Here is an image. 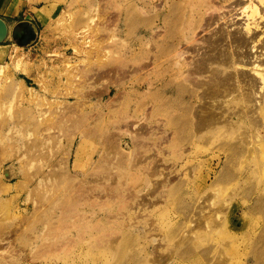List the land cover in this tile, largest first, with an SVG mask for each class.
Returning a JSON list of instances; mask_svg holds the SVG:
<instances>
[{
  "label": "rangeland",
  "instance_id": "374dc122",
  "mask_svg": "<svg viewBox=\"0 0 264 264\" xmlns=\"http://www.w3.org/2000/svg\"><path fill=\"white\" fill-rule=\"evenodd\" d=\"M29 1L16 20L34 17L39 39L29 48L7 40L0 64L13 69L0 76V173L13 188L10 214L22 219V264H264L263 138L239 119L231 132L196 133L197 105L161 101L158 90L159 77L190 86L185 63L204 52L208 18L234 0ZM16 55L30 75L14 71ZM16 80L36 100L17 98ZM235 95L228 108L245 104Z\"/></svg>",
  "mask_w": 264,
  "mask_h": 264
},
{
  "label": "bare ground",
  "instance_id": "6f19581e",
  "mask_svg": "<svg viewBox=\"0 0 264 264\" xmlns=\"http://www.w3.org/2000/svg\"><path fill=\"white\" fill-rule=\"evenodd\" d=\"M226 1L223 0V2H226ZM6 2L7 0H0V11L1 12L5 9ZM228 7H229L228 11L218 12V15L216 13L217 11L216 9H218L219 7L218 8L216 7V9L214 8L215 11L213 10V12L215 14L212 12L211 13L212 17L210 16L211 18L210 17L208 18L211 20V23L209 22L208 19L205 22L206 24H207V21L208 23H210V25L207 28L208 29L207 32H210L211 34L209 35L210 37L208 39L204 38V40L202 41L204 42L203 44H205V45L203 44L201 45V46H204L203 48L204 52H201L202 54L199 53L200 55H197L198 54L197 53L195 55L196 58L193 57V60L191 59V61L186 59L187 62L189 61L188 63H185L186 66L188 67V69L186 70V74H187L186 81L190 83V86L187 85V87L184 86L185 88L180 89L179 87H176L177 84H175L176 86L172 84V82H175V81L171 80L172 82L170 81V82L165 83V80L167 77L166 78L164 77L165 80H161V77H159V80L161 81L158 87V90L160 91L159 98L161 101H164L168 95L172 94L170 97L174 96V97H177V99L186 100L191 105L196 104L197 106L195 107V111H193V115L195 117L194 119H196V123L194 126L195 128L193 129L196 131V133H201V132L203 133V131L214 129L216 127H222L226 129V131L229 132L230 130L233 131V128L235 129L236 124L239 123L238 121L235 122V119L244 120L245 122L249 121L250 122L249 127L250 128L251 126L253 127L251 129H252V133L255 134L254 137L255 136L259 137L255 139L263 138L262 141L260 140L261 142H258L257 140L255 142H257L258 145L261 146L262 149H264V135L261 131L262 128L264 129V117H262L264 114V0H234L232 5ZM219 9H221V7ZM225 10H227V7L225 8ZM236 10L237 12H235ZM41 13H37V14L39 18L42 19L44 14H41ZM213 26H218V27L213 28ZM204 29L206 28L203 27V30ZM186 42L188 43V41ZM199 45L198 47H200ZM187 46L189 47L190 45H187ZM193 47L195 46L192 45V48ZM192 48L189 49L186 47V49H189V50L196 49V48H193V49ZM203 49L200 48L199 50H203ZM189 50H185V53L188 52ZM197 50L198 48L196 49V51ZM96 51L97 52H94V53H96V55L97 53L99 54L100 50L98 49ZM182 54H184V52ZM182 54H179V55L176 54V55L181 56ZM97 57L98 55L96 56V58ZM177 58H180V57H177ZM11 59L13 61L12 65L14 67V71L17 70V71L22 72L25 75H30L31 65L29 64L27 60L17 55L11 56ZM89 59H87V61H90ZM96 60H98V58ZM84 63H86L85 60H84ZM175 63H176L175 64L176 66L178 63L177 62ZM12 70H11L10 65L5 64L2 67V70H0V76H3L5 80H9L10 78H12L10 74ZM247 71L252 72V75L254 76V78L250 77L247 74ZM175 72H178V71H175ZM184 76L186 77L185 74ZM16 81L20 85V88L16 89L17 98L19 96L20 97L22 96V98H24L25 96H28V98L35 97L34 88H31L27 86L26 84H24L23 80H16ZM58 89L56 90L52 89L53 91L52 90H49V91L56 94L57 96V94H60L59 92L60 89L59 90ZM62 89L61 91L64 92V90ZM27 92L29 95H27ZM257 92L261 94L260 98L256 96ZM65 94H69L68 91H66ZM234 94L238 95L239 97L242 95L245 98L243 99L245 101V104L244 103L242 105L238 104L237 105L238 107L233 106L234 108H231V107L228 108L226 104L227 103L230 104L231 101L233 102L235 99H237L235 95L234 96L235 99L233 100ZM60 96H63V95H60ZM254 96H256L257 99H255ZM36 97H35V100H36ZM239 97H238V102H239ZM255 100L258 101L256 103H259L260 106L252 104V102ZM48 103L50 104V102H47L46 104ZM250 103L251 105H249ZM55 104L53 102V104H50V105L53 106ZM58 105L60 104H57V107ZM254 105L260 107L261 111H259V107H258V113L262 112V115H258L256 113L255 109H257V107H255V109L252 108ZM55 112L57 113L58 111L56 110ZM42 115H45V114H42ZM255 116H261L260 117L261 119L259 120L258 119L259 117H255ZM61 117L63 116L61 115ZM240 123H242V121ZM47 124L49 125L48 120L41 122L40 124L39 123H37L36 125L34 124L33 127L36 130V132L39 133V131L44 130L46 126H48ZM25 126L27 125L25 124ZM243 133L242 135H244ZM38 138L39 137H37V139ZM39 142L40 140L38 139V142L33 144L35 146L32 145L36 149V151L41 150L39 154H37L36 157L41 158L40 159L41 161L43 160L46 161V155H45L46 152H44V154L41 153L45 151V147L44 149L39 148L43 145L44 140L42 141V143L41 142L39 143ZM30 147L31 145L29 146V151L31 150ZM3 148L2 149L0 148V157L2 153L6 152V150ZM33 155L35 156L36 152ZM34 156H32L31 154L32 159ZM2 180H3V177L0 173V264H22L24 261L27 260V257H28L27 256L28 254L24 253V249L20 248V246L18 245V241L20 240V238H22L24 234L22 232L20 233L22 229L21 228L22 224H20V222L22 221V219L21 217L16 216V215L15 217H13L12 214H10L11 199L8 196H10V193L13 190V188L11 185L4 183L5 181L3 180L4 181L3 182ZM23 183L21 182V185H17V186L15 185L14 187L16 188L14 189H17V190L20 189V191L21 189L23 190V187L26 186ZM14 219L18 220L17 226L16 224H14L15 228L14 226H11V224L16 223V221L14 222ZM19 243L23 244L22 241H20Z\"/></svg>",
  "mask_w": 264,
  "mask_h": 264
},
{
  "label": "crops",
  "instance_id": "0c3cea01",
  "mask_svg": "<svg viewBox=\"0 0 264 264\" xmlns=\"http://www.w3.org/2000/svg\"><path fill=\"white\" fill-rule=\"evenodd\" d=\"M26 3L25 2H22V0H7V2L5 4V9L2 12L0 11V18H2L3 20H5L7 22V24L9 25L10 31H11V34H10V36H9V38L7 40H9V39L13 40L14 43H15L13 45H18L20 47H22V45H23V43H21L20 41H23L24 40L25 33H24V31L22 29H20L17 34H14L12 32L13 29L15 27L19 26L24 21L32 22L36 26V24L34 22V17L32 19H30L28 17H25L21 21H17L16 20L18 18H21V16H23V15L25 16L26 15V10H27L26 9V5H27ZM29 3H30V1H29ZM31 8L33 9V7H31ZM34 15H35L36 20L42 26H45V24L42 21L39 20L37 14H36V11H35ZM38 30H39V28H38ZM19 34H20L21 40H18L17 35H19ZM39 36H40V33H39ZM10 51H11L10 50V46L0 45V64L2 62H4L6 59H8L6 53H8ZM26 78L27 77L25 75H23V77L21 79H23L24 81H26Z\"/></svg>",
  "mask_w": 264,
  "mask_h": 264
},
{
  "label": "water",
  "instance_id": "95a60500",
  "mask_svg": "<svg viewBox=\"0 0 264 264\" xmlns=\"http://www.w3.org/2000/svg\"><path fill=\"white\" fill-rule=\"evenodd\" d=\"M20 29H22L25 33V37L22 42L23 43L22 47L24 48L33 47L37 43L39 38L38 28L32 22L24 21L19 26L15 27L12 32L14 34H17ZM10 34L11 31L9 25L5 20L0 18V45H2L7 41Z\"/></svg>",
  "mask_w": 264,
  "mask_h": 264
}]
</instances>
